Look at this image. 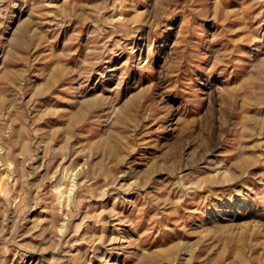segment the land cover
Returning a JSON list of instances; mask_svg holds the SVG:
<instances>
[{"label": "rangeland", "instance_id": "1", "mask_svg": "<svg viewBox=\"0 0 264 264\" xmlns=\"http://www.w3.org/2000/svg\"><path fill=\"white\" fill-rule=\"evenodd\" d=\"M0 264H264V0H0Z\"/></svg>", "mask_w": 264, "mask_h": 264}]
</instances>
